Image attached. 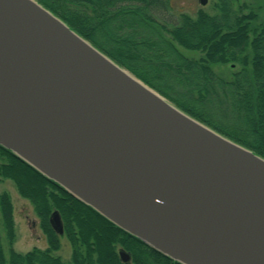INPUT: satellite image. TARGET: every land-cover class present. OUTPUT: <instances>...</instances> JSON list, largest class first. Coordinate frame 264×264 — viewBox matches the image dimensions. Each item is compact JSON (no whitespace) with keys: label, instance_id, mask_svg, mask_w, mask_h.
I'll return each mask as SVG.
<instances>
[{"label":"water","instance_id":"95a60500","mask_svg":"<svg viewBox=\"0 0 264 264\" xmlns=\"http://www.w3.org/2000/svg\"><path fill=\"white\" fill-rule=\"evenodd\" d=\"M0 144L183 264H264V157L37 0H0Z\"/></svg>","mask_w":264,"mask_h":264},{"label":"trees","instance_id":"16d2710c","mask_svg":"<svg viewBox=\"0 0 264 264\" xmlns=\"http://www.w3.org/2000/svg\"><path fill=\"white\" fill-rule=\"evenodd\" d=\"M37 1L180 109L264 157V15L235 9L232 0H218L217 13L200 8L195 15L174 11L171 0ZM179 46L203 54L190 57ZM217 64L239 67L223 75ZM226 102L236 112L230 121L212 112L214 104ZM0 179H12L31 202L47 239L46 248H14V204L3 190L0 213L8 248L0 242V264H67L55 253L63 236L71 244V264H183L1 144ZM55 211L62 233L51 222ZM121 249L131 261L121 259Z\"/></svg>","mask_w":264,"mask_h":264},{"label":"rangeland","instance_id":"374dc122","mask_svg":"<svg viewBox=\"0 0 264 264\" xmlns=\"http://www.w3.org/2000/svg\"><path fill=\"white\" fill-rule=\"evenodd\" d=\"M217 1L218 0H207L205 3H202L201 0H171L174 11H186L192 15H195L197 10L200 8H204L210 13H217L218 9L215 6ZM232 5L235 9L241 8V11L246 13L249 12L250 9H254L259 13V17L261 18L264 15L263 8H260V6L263 5L262 0H232ZM180 49L190 57L197 58L203 54L202 51H191L184 49L183 47H180ZM238 67V64H234L233 66L232 64H217L214 66L215 70L223 75L229 74L232 68L236 69ZM214 106L215 109L212 112L220 116L221 120L230 121L236 116L235 110L228 102H226L222 107H220L219 104H214ZM3 190H7L11 194L14 204L16 228V238L13 243L14 248L20 252H27L35 246L46 248L47 239L44 232L40 228L39 218L37 217L31 202L27 198L21 196L12 179H0V192ZM0 242L6 249L8 248L1 213ZM55 253L61 255L67 264H71V244L65 236L61 239V248Z\"/></svg>","mask_w":264,"mask_h":264}]
</instances>
